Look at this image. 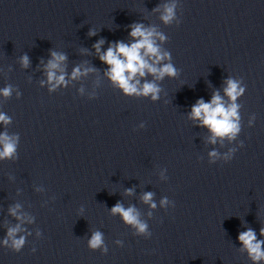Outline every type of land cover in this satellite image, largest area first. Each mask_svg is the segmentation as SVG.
Returning a JSON list of instances; mask_svg holds the SVG:
<instances>
[{
    "label": "clouds",
    "instance_id": "1",
    "mask_svg": "<svg viewBox=\"0 0 264 264\" xmlns=\"http://www.w3.org/2000/svg\"><path fill=\"white\" fill-rule=\"evenodd\" d=\"M175 16V4L167 5L164 9V14L161 19L165 23H169ZM89 35H95L94 31H90ZM159 35L154 29L145 28L142 23H136L131 27L129 36L133 38L131 44H126L122 41H117L114 46L110 45L103 53L100 52L103 40L98 41L93 47L99 55V60L106 65L108 69L106 75L109 79L117 85L126 95H143L151 96L153 100L158 98L159 87L153 83L145 81L140 85V80L137 76L145 77L146 74L153 75L156 79H163L165 75L175 76L176 69L171 63H165L160 67H156L161 61L169 59L168 53H161L159 47L155 43L154 37ZM160 39L164 37L161 35ZM66 57L62 54L52 53V59L47 64L48 82L51 84L50 91L61 84H65V76L63 74L57 76L56 71L60 68V63ZM152 59V63H149ZM23 64L28 65V57L22 58ZM91 69H84L81 72L79 67H76L72 72V78H78L81 75L87 74ZM2 94L7 97L11 94V88L6 87ZM225 94L229 97L231 103L227 106L223 102L218 93H214L210 102H205L200 99L192 106L190 118L200 121V126L207 127L212 133L211 142L215 143L217 137L234 139L236 134L240 131L238 120V107L235 103L236 99L243 94L244 88L240 87L239 83L233 79L227 80V87L224 89ZM0 122L8 123V118L0 114ZM0 142H2V150H0V158L11 157L16 150V144L7 134L0 135ZM215 157L216 152L210 153ZM130 191V190H129ZM152 193H145L143 200L145 203L150 202ZM166 203V201H162ZM155 207V204H152ZM15 215V210H11ZM113 214H120L123 220L133 226H136L142 233L146 230V225L141 223L138 215L133 207L125 209L121 204L117 203L112 209ZM18 228L9 229L8 237L12 238V246L15 251L19 252L25 240L24 237L19 239L14 238V234ZM261 235H264V228L261 229ZM239 240L242 242L244 248L248 251L249 256L253 261L264 260V241H259L253 230L249 229L239 234ZM5 244L8 239H5ZM103 244L102 233H93L89 240V247L93 250L100 248ZM107 250L105 249V252Z\"/></svg>",
    "mask_w": 264,
    "mask_h": 264
}]
</instances>
